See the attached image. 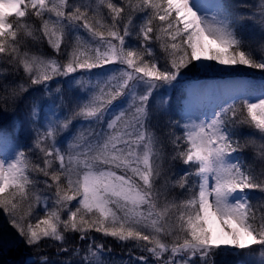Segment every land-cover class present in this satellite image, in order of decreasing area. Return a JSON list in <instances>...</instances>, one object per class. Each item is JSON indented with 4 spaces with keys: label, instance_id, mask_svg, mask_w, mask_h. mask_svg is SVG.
Here are the masks:
<instances>
[{
    "label": "snow or ice",
    "instance_id": "snow-or-ice-1",
    "mask_svg": "<svg viewBox=\"0 0 264 264\" xmlns=\"http://www.w3.org/2000/svg\"><path fill=\"white\" fill-rule=\"evenodd\" d=\"M0 212L21 264H264V0H0Z\"/></svg>",
    "mask_w": 264,
    "mask_h": 264
},
{
    "label": "rangeland",
    "instance_id": "rangeland-1",
    "mask_svg": "<svg viewBox=\"0 0 264 264\" xmlns=\"http://www.w3.org/2000/svg\"><path fill=\"white\" fill-rule=\"evenodd\" d=\"M236 75H237V78H240V79H250L252 77L259 79V74L256 70H252L250 72L241 71L237 73ZM205 76L212 77V74L211 73L201 74L202 79ZM106 243L110 244L112 247L117 246V248H119L120 250V245L117 244L111 238H108L106 240ZM15 246H18V245L15 242L14 230L12 229L10 223L7 220V215L3 212H0V256L4 253H6L7 255L13 254L14 251H12V248ZM115 252L119 253L120 251L115 250ZM24 258L25 257H23V259ZM256 259L259 260L258 253L256 254ZM243 260H245L244 256H220V257H217V264H241V261ZM21 261L22 260H20V263L17 261H14L15 262L14 264H21Z\"/></svg>",
    "mask_w": 264,
    "mask_h": 264
},
{
    "label": "trees",
    "instance_id": "trees-1",
    "mask_svg": "<svg viewBox=\"0 0 264 264\" xmlns=\"http://www.w3.org/2000/svg\"><path fill=\"white\" fill-rule=\"evenodd\" d=\"M114 245H116V244H114ZM113 249H114V250H117V251H120L119 248H117V246L113 247ZM12 256H13V257L11 258L12 261H16L17 258L20 259V260L22 259V257L20 256L19 253L12 254ZM218 257H220V256H218ZM7 260H8V259H7ZM20 260H19V261H20ZM19 261H18V262H19Z\"/></svg>",
    "mask_w": 264,
    "mask_h": 264
},
{
    "label": "bare ground",
    "instance_id": "bare-ground-1",
    "mask_svg": "<svg viewBox=\"0 0 264 264\" xmlns=\"http://www.w3.org/2000/svg\"><path fill=\"white\" fill-rule=\"evenodd\" d=\"M13 256L12 255H7L6 258L7 259H11Z\"/></svg>",
    "mask_w": 264,
    "mask_h": 264
}]
</instances>
